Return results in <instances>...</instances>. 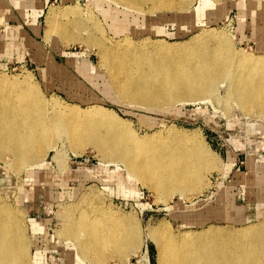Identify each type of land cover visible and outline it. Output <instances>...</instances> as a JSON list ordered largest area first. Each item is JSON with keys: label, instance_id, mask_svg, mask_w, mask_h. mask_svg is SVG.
<instances>
[{"label": "rangeland", "instance_id": "1", "mask_svg": "<svg viewBox=\"0 0 264 264\" xmlns=\"http://www.w3.org/2000/svg\"><path fill=\"white\" fill-rule=\"evenodd\" d=\"M209 1L194 0L182 9L179 7L180 10L153 9L151 4H145L143 10L131 11L113 0H51L36 21L41 30L36 44L22 47L13 59L0 66V73L10 83L30 78L31 86L40 90L53 116L52 106L57 104L78 105L80 108L75 111L80 115L83 109L99 104L115 110L124 121L120 124L121 127L124 124L122 128L105 127L109 133L95 137V144L88 143L78 153L71 150L67 138L60 137L59 145L55 146L58 148L48 151L44 163L20 171L5 163L11 161V154H4L0 159V202L20 216L30 241V255L26 259L30 264H95L93 260L80 259L71 235L62 233L64 218H78L83 211L106 232L118 234V241L122 240L121 219L130 216L140 220L134 219V225L129 227L140 232V254L135 255L126 244H118L103 251L102 264H159V248L146 235L149 230L179 236L210 227L239 230L264 220V185H257L259 180L264 183V112L258 103L248 102L243 107L234 99L226 98L230 83L221 82L218 95L211 101H187L168 107L132 104L109 86L108 70L97 47L89 48L85 42L66 47L59 42L55 46L45 39L49 9L77 4L84 13L93 12L98 17L106 30V42L111 46L125 37L134 42L159 40L176 45L203 29L213 28L231 38L237 53L264 56V15L259 19L260 13L264 14V0ZM13 12L9 9L1 12L0 34H7L10 27L18 25L14 16L17 13ZM31 16L33 20L28 19L29 24L35 21V16ZM8 17L13 19L7 24ZM20 23L27 24L22 20ZM82 35L84 40L87 34L82 32ZM51 59L59 67L51 69ZM75 115L64 116L70 121ZM184 137L190 149H197L194 145L198 143L205 146L216 163L213 168L203 170L202 186L195 187L192 195L175 193L164 199L152 184L129 178L124 162L105 159L100 151L102 144H107L110 153L128 152L142 159L140 150L141 154L150 151L151 155H158L156 148L161 142L177 144ZM183 149H187H181L185 158L189 151L185 154ZM230 155L234 157L233 163L228 162ZM188 161L196 162V158L192 155ZM224 187L230 196V206L242 209V213L226 216L227 219L220 217L216 210ZM90 191L95 195L85 201Z\"/></svg>", "mask_w": 264, "mask_h": 264}, {"label": "bare ground", "instance_id": "2", "mask_svg": "<svg viewBox=\"0 0 264 264\" xmlns=\"http://www.w3.org/2000/svg\"><path fill=\"white\" fill-rule=\"evenodd\" d=\"M13 1L17 7H23L25 3L23 0ZM113 1L132 11L143 10L145 4H151L153 9H182L181 7L193 3L194 0ZM210 2L206 0V3ZM263 15L260 13L259 19ZM46 21L45 39L53 42L55 46L59 42L65 47L75 42H85L89 48L95 46L99 49L108 70V84L124 101L160 107L187 101H211L218 95L221 82H229L226 98L234 99L243 107H246L248 102H256L264 112V56L237 53L233 49L231 38L224 33H217L213 28L203 29L190 40L175 43L176 45L159 40L134 42L130 37H125L123 41H116L117 43L111 46L106 42V30L98 17L93 12L84 13L77 4L62 9L51 7ZM82 32L87 34L84 40ZM60 53H64L62 49ZM49 64L51 69L59 67L58 62L53 59ZM32 84L30 78L10 83L0 73V159H3L4 154H11V161L5 163L17 171L33 167L36 163H44L48 151L59 145L57 142L60 137L67 138L71 150L78 153L83 151L88 143L95 144V137L103 132L109 133L110 127L124 126L123 124L121 127L124 121H121L122 117L115 110L99 104L83 109L82 115L75 111L80 108L78 105L62 107L57 104L52 106L53 116L49 114V104L44 96L36 86H31ZM70 113L76 115L67 121L64 115ZM107 126L108 130L105 128ZM58 133H64L65 136ZM187 141L184 137L177 144L161 142V146L156 148L158 155H151L150 151L145 152L146 155L141 154L142 150L138 148L142 159L128 152L110 153L107 149L110 146L107 144H102L100 151L105 159L124 162L129 178L152 184L166 199L175 193L181 196L188 195V192L191 194L195 187L202 184L203 170L216 165L214 156L205 146L200 143L193 144L197 147L193 150L192 147L188 148ZM182 148L189 151L185 158L181 154ZM192 155L196 162L188 161ZM233 160L234 157L230 155L228 162L233 163ZM258 184L264 185L260 180L257 181ZM92 195L95 194L90 191V195H86L84 200ZM218 199L216 210L220 217L227 219L226 216L242 213L241 208L230 206L226 187ZM19 217L0 202V264L29 263L26 259L30 255V241ZM126 217L119 223L121 241L117 239L118 234L106 232V229L99 227L84 211L78 218L66 216L64 231H61L71 235L69 237L73 238V245L80 259H90L95 264H102L103 261H100L104 258L103 251L118 247V244H126L135 255L139 253L138 247L142 244V237L138 228L133 230L129 227L134 225L135 220H140ZM221 227H210L199 233L184 232L178 234L179 236L172 233L163 235L160 230L159 233L149 230L146 235L154 239L159 248V264H264V220L258 225L233 229L234 231L232 228L222 230ZM65 236L66 234L64 238Z\"/></svg>", "mask_w": 264, "mask_h": 264}, {"label": "crops", "instance_id": "3", "mask_svg": "<svg viewBox=\"0 0 264 264\" xmlns=\"http://www.w3.org/2000/svg\"><path fill=\"white\" fill-rule=\"evenodd\" d=\"M51 0H26L23 7H17L13 0H0V20H2L1 12L9 9L17 13L15 16L18 20V25L10 27L7 34H0V66H4L11 59H13L14 54L19 51L22 47H27V45H35L36 37L39 34V28L36 21L44 12ZM16 11V12H15ZM35 16V21L33 23H27L28 19L33 20L31 15ZM13 17H8V23H10ZM25 21L27 24L24 26Z\"/></svg>", "mask_w": 264, "mask_h": 264}]
</instances>
